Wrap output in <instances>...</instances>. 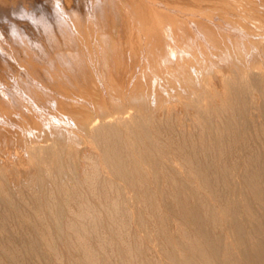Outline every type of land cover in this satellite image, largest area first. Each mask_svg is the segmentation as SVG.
<instances>
[{
    "label": "bare ground",
    "instance_id": "obj_1",
    "mask_svg": "<svg viewBox=\"0 0 264 264\" xmlns=\"http://www.w3.org/2000/svg\"><path fill=\"white\" fill-rule=\"evenodd\" d=\"M0 264H264V0H0Z\"/></svg>",
    "mask_w": 264,
    "mask_h": 264
},
{
    "label": "rangeland",
    "instance_id": "obj_2",
    "mask_svg": "<svg viewBox=\"0 0 264 264\" xmlns=\"http://www.w3.org/2000/svg\"><path fill=\"white\" fill-rule=\"evenodd\" d=\"M193 31L195 32V29H193ZM198 38V40L201 42V41H203L204 40V38L203 37H201V36H198L197 37ZM197 38H196V40H197ZM202 38V39H201ZM198 42V41H197ZM202 43H205V41H203ZM207 44V43H206ZM208 48H209V46H207ZM188 59V58H187ZM190 59V58H189ZM140 62H141V64H142V59L140 60Z\"/></svg>",
    "mask_w": 264,
    "mask_h": 264
}]
</instances>
